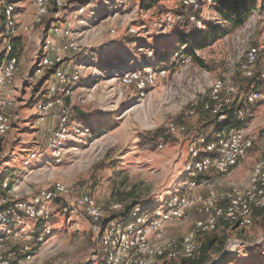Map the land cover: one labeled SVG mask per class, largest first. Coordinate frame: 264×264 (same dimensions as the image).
<instances>
[{
    "label": "rangeland",
    "instance_id": "rangeland-1",
    "mask_svg": "<svg viewBox=\"0 0 264 264\" xmlns=\"http://www.w3.org/2000/svg\"><path fill=\"white\" fill-rule=\"evenodd\" d=\"M5 1L0 0V59L6 44L15 41L18 99L8 109V114L14 115L1 139L0 205L10 204L15 196L28 200L52 188L55 182L63 183L67 192L58 194L49 205L45 224L51 233L43 241L20 235L19 230L2 232L4 226L0 225V256H7L8 264H89L100 247L92 221L76 199L90 194L105 222L120 215L129 204L154 206L188 186V149L201 133L202 103L210 82L234 70L248 38L257 36L259 25L254 20L260 0H249L250 10L241 26L195 47L200 61L191 58L190 62L184 61L186 46L176 40L179 25L165 22L166 15L180 7L181 0H158L148 6L146 0H84L82 14L72 23L80 49L73 52L65 48L61 53L67 72L77 70L79 77L72 83L70 95L63 99L69 110L68 134L59 159L50 151L53 131L45 133L50 116L41 119L37 110L38 103L47 98L52 73L49 69L37 73L36 61L42 35L53 23L72 18L78 2L57 11L49 7L43 23L23 31L21 27L31 23L32 0H12L18 29L11 32L2 16ZM200 14L219 32L226 29L227 22L216 13L211 0H202ZM130 28L136 32L131 33ZM168 47L169 60L160 62L167 68V75L153 87L139 94L134 86L121 84L123 72L139 68L149 52L160 54ZM247 120L245 128L255 137L254 147L231 172L211 174L200 190L202 194L212 190L220 196L233 185L247 186L252 167L264 160V146L258 143V134L264 128V105H258ZM55 123L53 119L51 129ZM171 123L184 130L170 132ZM31 153L35 157L30 159ZM26 159L28 165L24 164ZM4 179L7 187L2 186ZM116 203L123 205V211L111 209ZM199 218L198 211L188 210L183 220L168 225L166 238L179 246ZM23 225L28 232L39 224L24 219ZM211 236L224 238L222 247L216 242L207 254L211 262L264 264L261 213L255 212L245 227L220 220L213 232L198 238L200 246ZM235 239L243 244L231 250L225 247Z\"/></svg>",
    "mask_w": 264,
    "mask_h": 264
},
{
    "label": "built area",
    "instance_id": "built-area-1",
    "mask_svg": "<svg viewBox=\"0 0 264 264\" xmlns=\"http://www.w3.org/2000/svg\"><path fill=\"white\" fill-rule=\"evenodd\" d=\"M72 1L78 2L72 18H65L48 27L47 33L50 32L51 35H42L36 61L37 73H45L47 69L54 68L47 85V98L38 103L37 110L41 119L50 116L56 122L50 137V151L57 159L60 158L62 144L68 134L69 110L63 99L70 95L72 83L79 77L77 70L72 74L67 72L61 53L65 48L73 52L80 49L78 41L73 37L72 23L73 19H78L82 14L84 0H32L31 23L21 27L23 31L31 30L35 24L43 23L49 7L52 6L53 11L61 10L71 6ZM181 1L190 22L198 30L204 29V17L200 14L202 0ZM3 14L8 30H17L12 0L4 2ZM180 18L179 13H168L165 22L173 25ZM254 22L259 25L257 36L248 38L247 47L236 61L234 70L232 68L225 75L211 80L208 95L202 103V109L217 115L221 124L233 114L243 118V108L238 105L240 102L252 104L259 101L261 106L264 105V0H260ZM129 31L136 32L134 28ZM63 39L65 43L62 44ZM11 51L12 45L8 42L5 46L6 56L0 62V136L10 129L8 109L15 100L18 59L11 55ZM149 56L152 57L151 62L123 72L120 76L121 84L134 86L139 94H143L158 80L163 79L167 75V68L155 60L152 52H149ZM190 60L189 55L184 59L186 62ZM236 76L247 80L257 77L258 83H246V87L241 89L235 80ZM168 130L175 133L184 130V127L171 123ZM254 142L255 137L247 132L245 126L230 127L198 137L188 149L190 159L185 164L188 186L184 190L170 194L154 206L143 208L134 205L128 214L118 215L105 222L102 210L91 195H80L76 202L85 208L90 217L100 247L89 264H155L161 257L195 259L200 255L198 238L214 231L220 220L237 227L248 226L252 222L254 211L264 207V160L252 167L249 183L243 188L233 185L220 196L212 190L204 195L200 190L208 184L211 174L231 172L254 147ZM258 143L264 146V128L258 134ZM29 157H35V154L31 153ZM28 160L24 161L25 165H28ZM2 186L7 187V181ZM65 192V185L55 182L52 188L43 189L28 200L15 196L10 204L0 205V225L4 226L2 232L19 230L20 235L27 234L31 239L43 241L51 233V229L45 224L50 215L49 205L56 201L58 194ZM111 209L123 211V205L116 203ZM190 209L198 211L200 218L191 231L183 236L180 245L176 246L166 238L167 227L171 222L183 220ZM24 219L36 220L39 225L26 232L23 227ZM241 244L243 242L235 239L233 242H226L225 247H230L231 250ZM24 248L29 250L26 245ZM8 260L7 256H0V264H8Z\"/></svg>",
    "mask_w": 264,
    "mask_h": 264
},
{
    "label": "trees",
    "instance_id": "trees-1",
    "mask_svg": "<svg viewBox=\"0 0 264 264\" xmlns=\"http://www.w3.org/2000/svg\"><path fill=\"white\" fill-rule=\"evenodd\" d=\"M158 0H146L148 2V5H152ZM213 2V5L215 6L216 13L223 17V19L227 22V27L223 31H218L219 28L215 26V24H211L206 19L205 21V28L198 30L196 26L190 22L189 16L184 12V9L182 7V4L179 8L174 9V14H181V18L176 21V23L179 25L177 29V35L176 40L178 43H181L186 46L185 51L183 52L184 56H191L194 60L200 61L197 56H195L194 48H199L204 45L205 42L212 40L215 38V35L218 36L219 33L225 32L228 29H234L236 27L241 26L245 18L248 16L249 10H250V4L249 0H211ZM3 20H5L4 14H2ZM12 45V43H11ZM170 47L165 49L164 51H161L160 54L157 52L153 54V57L157 62H163L165 60H169ZM15 50V49H14ZM14 50L12 48V51L10 52L11 55H15ZM155 51V50H154ZM6 56L5 50L3 53V56H1L0 62L2 59ZM16 56V55H15ZM17 57V56H16ZM145 63H149L152 61V57L145 56ZM167 63V62H166ZM51 73L54 72V68L49 69ZM235 80L238 81L240 88L244 89L246 87V83H254L255 85L258 83L257 77H253L250 80L240 78L239 76L235 77ZM240 80V81H239ZM261 102H255L252 104H246L244 102L238 103L239 106L243 108L244 116L243 118L237 117L233 114L231 118H229L224 124L216 125L217 122V115L212 114L211 112L207 110H203L204 113L200 116V131L198 134V137L205 136V135H211L215 131H219L226 128H240L245 126L247 118L254 112L255 108L260 105ZM4 135V134H3ZM2 136H0V151L2 150ZM134 206V204H129L126 206V209L124 212H121V214H128L130 209ZM255 212L261 213V215L264 217V207L256 209ZM253 218V216H252ZM229 223V222H228ZM230 224V223H229ZM237 227V226H236ZM238 228V227H237ZM213 232V231H212ZM210 233V232H209ZM208 234V233H207ZM216 242H219L220 247L224 245V238H219L218 236H211L207 239V241L200 246V255L195 259H175V258H167V257H161L159 261H157L155 264H171L170 261L177 262V264H230V263H222L220 261L216 262H209L208 260V253L210 252V249L216 244Z\"/></svg>",
    "mask_w": 264,
    "mask_h": 264
},
{
    "label": "crops",
    "instance_id": "crops-1",
    "mask_svg": "<svg viewBox=\"0 0 264 264\" xmlns=\"http://www.w3.org/2000/svg\"><path fill=\"white\" fill-rule=\"evenodd\" d=\"M15 42V41H14ZM14 42L12 43V48H13V50L15 49V47H14ZM14 53H15V50H14ZM16 54V53H15ZM16 80H17V78H16V76H15V87H16V92H15V104L17 103V99H18V96H17V93H18V86H17V84H16ZM14 115V113H12V115L11 114H9V120H11L12 119V116ZM34 115H35V113H34ZM246 121H248V120H246ZM247 123V122H246ZM52 124H53V119H51V117H50V119L48 120V122H47V124L46 125H48V127H46V131H45V133H48L49 134V130H51L50 132H52V130L53 129H51V126H52ZM4 181H7V179H4ZM3 181V182H4Z\"/></svg>",
    "mask_w": 264,
    "mask_h": 264
}]
</instances>
